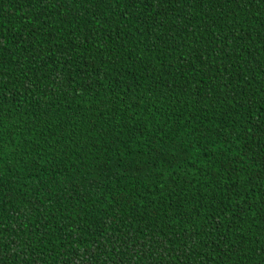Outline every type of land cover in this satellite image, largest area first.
Wrapping results in <instances>:
<instances>
[{"label":"trees","instance_id":"16d2710c","mask_svg":"<svg viewBox=\"0 0 264 264\" xmlns=\"http://www.w3.org/2000/svg\"><path fill=\"white\" fill-rule=\"evenodd\" d=\"M0 264H264V0H0Z\"/></svg>","mask_w":264,"mask_h":264}]
</instances>
